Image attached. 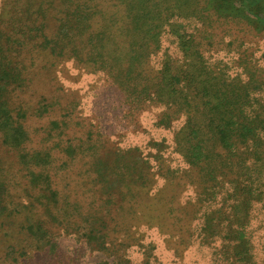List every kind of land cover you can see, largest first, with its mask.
Instances as JSON below:
<instances>
[{"label": "trees", "instance_id": "16d2710c", "mask_svg": "<svg viewBox=\"0 0 264 264\" xmlns=\"http://www.w3.org/2000/svg\"><path fill=\"white\" fill-rule=\"evenodd\" d=\"M66 1L73 24L56 42L46 41V49L55 57L70 56L92 72L107 75L134 100L143 96L144 101L136 103L140 113L163 108L156 117L158 126L178 127V171L176 165H163L151 172L148 179L125 192L120 213L107 228L98 230L95 239L92 233L79 238H86L83 242L90 249L107 256L99 264H132L139 253L144 264H150L151 258L156 261L157 246L144 244L142 227L161 231L173 215L179 235L190 232L181 255L195 245L208 251L210 264H264V33L258 34L245 21L206 11L205 0H138L143 3L140 12L128 0ZM20 2H12L19 10L16 19L25 8ZM104 6H124L125 14L118 10L108 16ZM37 16L41 17L40 11ZM34 25L29 30L32 37H43L45 42L43 28ZM134 32L144 36L134 40ZM170 34L178 53L162 55L164 38ZM126 41L129 45L123 48ZM158 52L162 65L156 70L152 57ZM125 84L128 87L123 89ZM21 142L15 147L25 141ZM69 148L65 170L68 163L84 156L82 149ZM72 169L77 172V167ZM178 173L184 182L180 186L178 179L179 203H175ZM15 191L8 182L0 184V236L5 244L18 251V235L32 233L25 226L15 233L19 217H26L46 237L47 250L54 253L59 235L53 230L66 232L59 229L61 222L51 213L56 225H39L34 210L47 209V204H26ZM46 191L54 196L50 186ZM67 221L74 224V216ZM170 241L171 237L166 239L167 246ZM40 250L37 245L36 251ZM22 251L18 252L28 255Z\"/></svg>", "mask_w": 264, "mask_h": 264}, {"label": "rangeland", "instance_id": "374dc122", "mask_svg": "<svg viewBox=\"0 0 264 264\" xmlns=\"http://www.w3.org/2000/svg\"><path fill=\"white\" fill-rule=\"evenodd\" d=\"M14 1L0 0V184L8 182L11 191L16 189L15 193L26 204L44 201L47 209L37 204L39 207L34 210L41 221L39 225L55 226L51 216L54 213L61 222L59 229L66 232L53 230L59 236L55 241L57 250L52 253L47 250L46 237L42 238L41 232L26 217H19L15 233L25 226L33 234L20 233L16 250L28 255L14 252L0 236V264H14L13 258L19 260L16 264H99L108 260L107 256L90 249L83 242L86 238L79 237L92 233L95 239L97 231L107 228L119 212L125 192L148 179L151 172L161 170L163 165L168 168L176 165L178 171L175 151L178 127L158 126L156 117L162 114L163 108L140 113L136 103L143 102V96L141 100H134L107 75L92 72L70 56L55 57L46 49V41L56 42L61 32L73 24L66 0H21L25 8L18 19L16 11L19 10L12 4ZM128 1L135 12L142 11L143 3ZM205 5L208 12L216 11L224 19L245 21L258 34L264 33V0H205ZM104 8L108 16L118 10L125 14L124 6ZM38 11L41 17L37 16ZM34 23L43 28L45 42L43 37H32L29 30L35 27ZM131 35L134 40L137 35L144 36L136 32ZM173 41L175 37L166 35L162 55L178 53ZM128 45L126 41L123 48ZM157 54L152 57L156 70L162 65ZM127 87L125 84L123 89ZM146 114L154 118L145 117ZM138 132L144 136L137 135ZM21 141L25 142L15 147ZM69 147L82 149L84 156L68 163L70 167L65 170V151L70 153ZM167 159L169 163L165 162ZM76 167L77 172L70 170ZM182 177L178 173L175 179V203H179L177 184L181 179L179 185H183ZM49 186L54 196L46 191ZM71 216L75 218L74 224L67 221ZM142 228H145L144 244L157 246L158 253L153 250L156 261L151 258L150 264H210L208 251L195 245L181 255L190 232L180 236L181 230L174 223L173 215L161 226V231ZM170 237L167 246L166 239ZM37 245L40 251H36ZM133 261L145 263L140 253L136 261L131 259L135 264Z\"/></svg>", "mask_w": 264, "mask_h": 264}]
</instances>
